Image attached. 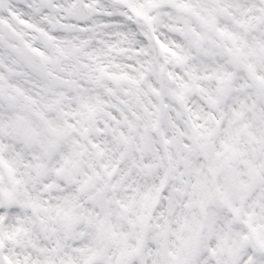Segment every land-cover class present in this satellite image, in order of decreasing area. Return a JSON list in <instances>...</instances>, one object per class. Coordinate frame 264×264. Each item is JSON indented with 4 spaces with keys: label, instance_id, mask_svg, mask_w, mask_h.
<instances>
[{
    "label": "snow or ice",
    "instance_id": "snow-or-ice-1",
    "mask_svg": "<svg viewBox=\"0 0 264 264\" xmlns=\"http://www.w3.org/2000/svg\"><path fill=\"white\" fill-rule=\"evenodd\" d=\"M0 264H264V0H0Z\"/></svg>",
    "mask_w": 264,
    "mask_h": 264
}]
</instances>
